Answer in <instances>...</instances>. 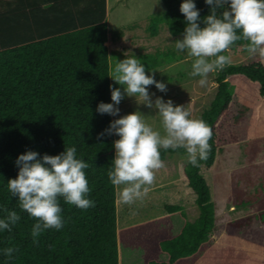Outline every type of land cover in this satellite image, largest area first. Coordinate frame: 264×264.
<instances>
[{
	"label": "trees",
	"instance_id": "1",
	"mask_svg": "<svg viewBox=\"0 0 264 264\" xmlns=\"http://www.w3.org/2000/svg\"><path fill=\"white\" fill-rule=\"evenodd\" d=\"M159 1L164 11L149 19V36H157L161 25L171 36H183L181 0ZM194 3L201 20L210 14L204 0ZM106 4V0H0V219L6 217L5 208L21 217L11 231L0 230V264H251L248 255L259 254L255 240L264 234L252 229L251 216L216 223L201 168H211L224 147L246 140L255 114L264 116V61L230 63L215 73V95L199 116L211 131L210 151L206 160L198 161L199 167L187 158L183 168L195 195L196 219L189 221L181 206L166 205L164 216L118 228L117 189L107 175L114 138L97 139L112 122V116L96 111L99 103H112L108 73L114 60L108 58L106 45ZM122 37L123 31L111 36L113 41ZM244 43L237 41L231 49L240 47L247 53ZM135 58L147 74L184 57L174 53L170 59L157 52ZM69 147H75L76 158L89 165L84 170L90 189L86 198L95 206L81 210L61 198L64 227L46 230L34 244L31 229L36 221L20 210L7 182L16 178L15 161L26 151L55 156ZM175 154L187 157L184 149L160 150L163 162ZM255 220L264 225V210ZM9 247L19 249L11 259L4 255Z\"/></svg>",
	"mask_w": 264,
	"mask_h": 264
},
{
	"label": "clouds",
	"instance_id": "2",
	"mask_svg": "<svg viewBox=\"0 0 264 264\" xmlns=\"http://www.w3.org/2000/svg\"><path fill=\"white\" fill-rule=\"evenodd\" d=\"M204 2L210 6V14L202 20L193 0L181 3L179 11L185 18L186 27L183 38L174 42L176 51L186 53L192 60L190 75L200 77V87L208 84L209 74H218L230 65V57L222 53L228 52L237 41L246 42L242 47L250 57L264 61V0ZM167 35L171 37L170 32ZM124 55L125 58L119 61L108 57L115 61L109 66L108 78L120 87L109 85L112 103H99L97 113L118 116V105L127 96L155 109L163 129V134L154 130L146 124L145 116L136 111L113 120L97 137H119L113 142L115 154L107 175L118 190V202L131 205L148 194L156 172L165 166L160 157L161 149H184L188 163L199 167L198 161L206 160L210 151L211 131L202 119L190 118L191 113L185 106H173L171 100L164 101L162 97L153 101L155 94L149 92V86L166 93V84L155 80L154 71L153 75H146L144 65L133 53ZM76 152L75 147L64 149L55 156L26 151L15 161L18 174L15 179L8 180L7 190L18 199L20 210L36 221L31 229L34 244L46 230L58 231L64 227L61 198L81 210L95 206L86 198L90 189L84 170L89 165L77 159ZM4 211L6 217L0 219V230L11 231V226L21 217L16 211L6 208ZM17 251L18 248L9 247L4 250V255L11 259Z\"/></svg>",
	"mask_w": 264,
	"mask_h": 264
},
{
	"label": "rangeland",
	"instance_id": "3",
	"mask_svg": "<svg viewBox=\"0 0 264 264\" xmlns=\"http://www.w3.org/2000/svg\"><path fill=\"white\" fill-rule=\"evenodd\" d=\"M181 2L183 3L184 0ZM108 5L106 24L109 39L106 45L110 57L119 61L126 52H129V55L133 53L135 57L140 54L162 52L170 59H174V53L182 55L184 57L182 60L146 74L153 75L154 71L155 80L166 84V93L159 92L154 86H149L148 90L155 94L152 97L153 101L156 97H162L164 101L171 100L173 106H185V109L191 113L190 118L199 119L200 114L208 108L215 95V73L209 74L208 84L205 87H200L198 85L200 77L190 75L192 60L186 53H178L174 46V42L182 39L183 36L168 37L169 31L164 25L159 26L157 36L153 38L149 36L146 30L149 19L162 14L163 4L159 0H108ZM118 31H123V37L114 42L111 36ZM227 53L231 63L234 64L259 59L243 53L240 47L231 49ZM117 87L120 86L113 82V88ZM118 107L119 115L112 116V121L139 111L145 116L146 124L163 134L160 119L155 116V109H149L140 104L138 99L127 96ZM251 119L246 140L224 147L216 154L215 163L211 168L202 166L201 174L210 188L216 211V223L225 225L251 216L252 229L261 235L264 234V225H259L255 215L264 210V116L255 114ZM113 138L114 141L119 139L115 135ZM186 161L185 155L167 156L164 161L165 166L156 172L155 181L148 194L134 204L121 205L117 195L118 228L164 216L166 205L181 206L189 221L196 219L198 210L194 204L195 195L188 188L183 174ZM257 240L255 246H260L259 254L255 251L251 252V255L246 251V254H249V258H253L251 264H264V237L258 242L262 245L257 244ZM213 247L215 249V246Z\"/></svg>",
	"mask_w": 264,
	"mask_h": 264
},
{
	"label": "crops",
	"instance_id": "4",
	"mask_svg": "<svg viewBox=\"0 0 264 264\" xmlns=\"http://www.w3.org/2000/svg\"><path fill=\"white\" fill-rule=\"evenodd\" d=\"M106 3H107V4H106V6H107V12H108V10H109V9H108V7H109V5H108V0H106ZM115 3H116V2H115ZM106 18H107V17H106ZM108 35H109V34H108ZM108 39H109V37H108ZM119 40H120V39H119ZM117 41H118V40H117ZM114 42H115V41H114Z\"/></svg>",
	"mask_w": 264,
	"mask_h": 264
}]
</instances>
